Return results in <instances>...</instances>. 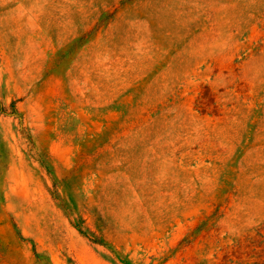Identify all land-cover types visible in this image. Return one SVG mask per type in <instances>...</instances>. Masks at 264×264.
Returning a JSON list of instances; mask_svg holds the SVG:
<instances>
[{"label": "rangeland", "instance_id": "1", "mask_svg": "<svg viewBox=\"0 0 264 264\" xmlns=\"http://www.w3.org/2000/svg\"><path fill=\"white\" fill-rule=\"evenodd\" d=\"M0 264H264V0H0Z\"/></svg>", "mask_w": 264, "mask_h": 264}]
</instances>
